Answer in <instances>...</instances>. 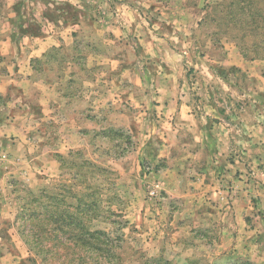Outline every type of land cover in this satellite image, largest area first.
Returning <instances> with one entry per match:
<instances>
[{"label":"rangeland","instance_id":"1","mask_svg":"<svg viewBox=\"0 0 264 264\" xmlns=\"http://www.w3.org/2000/svg\"><path fill=\"white\" fill-rule=\"evenodd\" d=\"M2 11L71 47L33 61L58 122L0 92V264H264V0Z\"/></svg>","mask_w":264,"mask_h":264},{"label":"crops","instance_id":"2","mask_svg":"<svg viewBox=\"0 0 264 264\" xmlns=\"http://www.w3.org/2000/svg\"><path fill=\"white\" fill-rule=\"evenodd\" d=\"M17 17H19V15L14 14L13 11H2L0 13V92H2L3 95H7L9 87L17 86L21 88L27 100L36 91L35 93H37L39 97L37 101L39 104V111L41 112L43 120L51 118L58 122L63 113L62 110H64L61 107V102L57 98L58 84L41 82L43 81L41 79H37L36 81L33 78V61L35 59L43 60L47 57L48 51L59 47L61 43L60 38L64 39V36L66 41L63 43L70 48L71 43L67 40V34L70 29L64 31L61 29H57V31L53 29L46 30V25L43 23L44 29L36 35H31L29 33L20 34L16 32L18 26L14 21ZM23 26L26 30L29 29L28 24ZM20 39H22V41H20ZM53 65L55 66V62H53ZM68 78L70 77L68 76ZM136 83L138 84V82ZM67 84L68 86L74 85L71 80H69ZM73 133H76L74 128Z\"/></svg>","mask_w":264,"mask_h":264}]
</instances>
